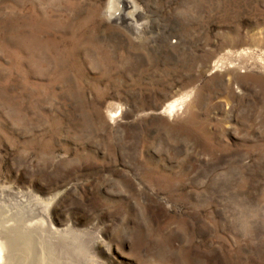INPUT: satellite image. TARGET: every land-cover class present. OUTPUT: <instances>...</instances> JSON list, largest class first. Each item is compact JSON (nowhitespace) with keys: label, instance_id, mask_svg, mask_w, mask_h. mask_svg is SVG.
I'll use <instances>...</instances> for the list:
<instances>
[{"label":"rangeland","instance_id":"obj_1","mask_svg":"<svg viewBox=\"0 0 264 264\" xmlns=\"http://www.w3.org/2000/svg\"><path fill=\"white\" fill-rule=\"evenodd\" d=\"M44 210L22 263L264 264V0H0V219Z\"/></svg>","mask_w":264,"mask_h":264},{"label":"bare ground","instance_id":"obj_2","mask_svg":"<svg viewBox=\"0 0 264 264\" xmlns=\"http://www.w3.org/2000/svg\"><path fill=\"white\" fill-rule=\"evenodd\" d=\"M122 2H123L122 3L123 8L126 7L128 8L131 6V3L129 1H122ZM120 16H122V14L118 15V17ZM176 106L177 104H171V106H169V111L176 110L177 109ZM109 117L112 118L114 117V115L110 113ZM39 213H40L38 214V216H40L38 218L39 221L38 222L36 221V223L33 222L32 216H25V215L23 216L21 214L17 215V212H16V216H13V214L5 217L2 216L3 218L0 219V264H31L32 262L31 255L35 254V252L28 253L26 255L27 259L24 258V262L22 263L20 259L21 254L17 250H15L14 247L22 243H28V242L33 243L31 242L30 239H33L34 237H42L43 236L42 233L48 236L50 233L55 235L58 232V230L54 229L53 226L51 225L47 226L46 221L44 220V218H47L46 215L47 211L44 210ZM17 259L19 260L17 261Z\"/></svg>","mask_w":264,"mask_h":264}]
</instances>
